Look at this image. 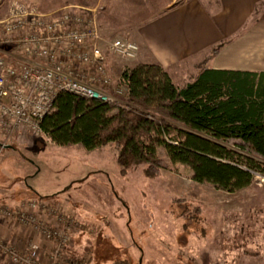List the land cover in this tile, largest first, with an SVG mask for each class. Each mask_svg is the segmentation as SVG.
<instances>
[{
	"label": "rangeland",
	"instance_id": "374dc122",
	"mask_svg": "<svg viewBox=\"0 0 264 264\" xmlns=\"http://www.w3.org/2000/svg\"><path fill=\"white\" fill-rule=\"evenodd\" d=\"M108 3L0 0V19L16 4L42 13L70 6L97 7L100 31L105 37L133 40L134 26L111 17L118 10L105 9ZM154 3L151 0L150 4ZM110 20L120 24L109 25ZM132 61L108 56L113 82L110 91L113 87L123 90L116 104H124L125 88L118 80ZM0 143L14 150L0 152V165L8 160L9 180L17 182L13 191L17 200L9 207L37 199L48 204L44 212L35 209L42 223L47 224L49 218L54 220L49 226L62 227L52 209L75 220L62 249L65 264H109L116 259L135 264H219L221 252L225 256L223 264H264V162L242 151L228 146L224 153L217 148L210 150L211 156L237 164L243 171L235 175L232 183H237V188L229 192L212 182L196 181V170L163 145H158L156 152L167 166L159 177L148 178L144 164L123 168L117 162L113 144L91 150L77 144L58 146L44 134L34 136L22 129L0 133ZM19 166L28 168L26 174L18 171ZM27 195L31 197L26 199ZM30 241L34 242L25 239L24 250ZM53 248L52 243L50 254Z\"/></svg>",
	"mask_w": 264,
	"mask_h": 264
},
{
	"label": "trees",
	"instance_id": "16d2710c",
	"mask_svg": "<svg viewBox=\"0 0 264 264\" xmlns=\"http://www.w3.org/2000/svg\"><path fill=\"white\" fill-rule=\"evenodd\" d=\"M118 81L125 88L124 104L60 92L40 121L43 134L58 146L91 150L113 144L123 168L144 164L148 178L159 177L167 166L156 152L163 145L196 170V181L229 192L243 171L210 150L224 153L228 146L264 162V72L203 69L177 86L159 64L138 61Z\"/></svg>",
	"mask_w": 264,
	"mask_h": 264
},
{
	"label": "built area",
	"instance_id": "2783aa9c",
	"mask_svg": "<svg viewBox=\"0 0 264 264\" xmlns=\"http://www.w3.org/2000/svg\"><path fill=\"white\" fill-rule=\"evenodd\" d=\"M97 7L70 6L42 13L19 5L0 19V133L25 130L43 134L40 121L60 92L89 100L116 104L121 88L113 87L108 56L125 60L138 57L139 45L127 38L105 37L100 31ZM125 90V89H124ZM46 211V202L31 199L26 204H0V216L33 228L54 248L49 264H65L62 249L75 220L52 209L62 227L42 223L35 209ZM19 252L17 246L0 238V253L15 264H38V249L30 241Z\"/></svg>",
	"mask_w": 264,
	"mask_h": 264
},
{
	"label": "crops",
	"instance_id": "0c3cea01",
	"mask_svg": "<svg viewBox=\"0 0 264 264\" xmlns=\"http://www.w3.org/2000/svg\"><path fill=\"white\" fill-rule=\"evenodd\" d=\"M105 1H109L105 9L118 10L111 17L134 26L131 37L139 45V53L133 64H159L177 86L203 69L264 72V0H154L153 5L151 0ZM108 24L120 23L110 20ZM0 149L14 151L9 144L0 143ZM19 168L21 173L28 171ZM15 184V179L9 180V161H3L0 204L9 205L17 200ZM46 219L45 222L54 224L53 219ZM0 238L14 241L19 252L24 251L25 239L31 238L38 249V264L50 262L52 242L29 227L10 224L0 216ZM217 259L223 264L222 252ZM0 264L15 263L0 253Z\"/></svg>",
	"mask_w": 264,
	"mask_h": 264
}]
</instances>
